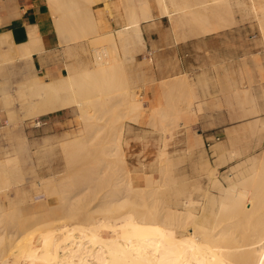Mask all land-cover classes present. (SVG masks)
<instances>
[{
	"label": "bare ground",
	"instance_id": "obj_1",
	"mask_svg": "<svg viewBox=\"0 0 264 264\" xmlns=\"http://www.w3.org/2000/svg\"><path fill=\"white\" fill-rule=\"evenodd\" d=\"M47 1L51 3L50 5L54 9L53 11L57 12L60 16L57 18L56 22L60 42L79 38V33H77L78 30L77 32L74 31L76 28L75 24H73L75 27L73 28L74 32H68L72 33L70 36L65 34L67 32L66 29L69 28L68 21L74 17L76 18L79 14L80 16H78V19L82 20V18H80L81 14L85 12L86 14L82 17L86 23L88 21L86 15H88L89 11L91 12L95 9V4L97 2L102 1L103 5L96 8L98 10L109 11V14L118 10L120 7L127 9L129 12V14L127 13L128 19H126L124 23L123 21L122 23L119 22L120 26L114 29L121 38L124 36L123 41L127 43L128 47H130L129 44L132 46V44L136 42L145 45L142 22L152 19L156 14L149 10L151 8L148 9V0ZM251 1L254 11L258 14L259 19H257L261 21V30H263L264 33V0ZM240 2V0H194L193 2L191 0H158L157 4H159L158 14L164 17L168 16L173 21L177 13H182L181 17L192 14L196 27L199 30L206 28L204 21L210 22V17H213L217 21V26H212L210 24L208 28L212 30L218 27L220 29L231 25L234 21L228 20L227 17L231 16L234 5H239ZM86 9L88 10L87 12L85 11ZM102 13L101 16L103 15ZM92 19L90 18L89 22ZM81 20L77 21L81 22ZM84 20L82 22H84ZM90 23L89 27L95 29L97 26L96 23ZM79 26H81V24L78 25V29ZM69 29H71V27ZM91 29L90 32L93 31ZM84 30L85 29H83V31ZM6 33L0 34V42H9L10 36ZM80 34L82 35V33ZM113 35V32L106 34L102 37V40L111 39ZM38 39L39 36L36 32L31 31L30 41L16 47L19 48V51L23 55L30 56L32 48L34 51L33 43L38 41ZM95 41L98 43L97 45L102 43L101 39H95ZM31 44L33 45L32 48H30ZM39 45L40 47L42 46L41 43ZM114 45V50H110L108 47V49L106 48L102 51H97L99 49H95L97 54L94 58L97 63L95 61L96 64L92 66V68L86 65L87 68L84 67L81 70L73 71L71 67L67 75L61 76L58 79L55 78L54 80L43 81L36 75L33 79L29 77L31 79L29 83V79L26 81L28 85L24 83L27 89L24 91L26 87H23L24 92L21 93L20 96L23 97L22 100L24 103H30V110L34 113L42 115L59 109H65L75 104L78 105L82 118L84 122L87 123L86 128L88 131L84 135H74L61 140L63 152L66 154L67 170L69 172L74 170L76 163H78L76 165L77 169V166H80V161L85 162V159L83 161V157L88 153V148H90V144L87 142L99 135H95L96 131L99 130L96 125V119L101 118L100 115L102 113L90 114V107L95 106L98 110L102 107L113 110L117 103L125 101L122 103L127 106L124 115L129 120L135 118L134 116L141 117L145 110L142 105V99L138 98L136 93L130 92V88L123 89L122 91L119 90L120 87L118 86V88L108 77L113 74H118L117 76H119L118 69L124 65L121 61L122 57L120 58L121 60L119 59L120 54L117 51V44L115 43ZM35 46L37 45L35 44ZM134 56V52L131 55L127 54L131 64H134L136 59ZM127 57L125 56V58ZM30 59H32L31 56ZM122 73L123 71H121L120 75H122ZM113 78L111 76V79ZM106 79L109 85L112 83L116 85L114 88H118L124 100L119 98L122 99V101L115 102L116 98H113L115 95H111L110 93V95H106V92H103L105 96L101 97L103 94L99 96V94L102 93L101 91L108 86L106 83L107 81L104 82ZM187 79L188 78H184V75L180 74L170 78H163L161 81L162 88L165 90L164 88L168 87V85H186L189 88L191 84L187 82ZM113 80L115 81V78ZM116 81H118V79ZM103 84H105V88H103ZM108 88H110V86H108ZM108 88L105 89L107 92H109ZM117 88L114 89L115 91L113 90L115 94L118 93H116ZM123 88H126V86ZM21 89L19 90L20 92H22ZM111 89H113V87ZM28 94H30V97H28ZM120 94L118 93L119 96ZM119 96H117V98ZM190 98L188 99V108L191 107L192 99ZM252 100L254 102L253 98ZM255 106L254 110L251 111V113L254 114L253 117L251 116L253 120L250 122L248 128H246L245 124L244 126L242 124L241 127H243V129L245 128V133H247L249 129L248 138L250 142L248 150L250 156L253 155L252 153L256 152L258 148H261V152L259 155L254 154L248 158L245 162V167L243 165L245 169L242 168L243 171L240 169L241 175H239L236 180L232 179V182L225 188L221 186V188H223L222 193H220L221 195L218 194V198L216 197L217 195L214 196L218 199L217 203H215L214 197L209 198L208 201L205 199V203H200V200L197 201L190 193L191 195L189 194L188 197L185 196L184 199L175 198L172 207H165L168 211L161 216L162 220H157V216L152 210L139 214L137 212L135 215L136 210L132 209L125 213H128L127 215L122 217L110 215L115 212V209H112L110 205H108L112 201L111 198H109L110 196L115 197L124 195L119 199L121 200L123 198L120 201L122 204L129 202L128 200L131 201L129 203H138L137 200L132 199L133 197L157 202V200L161 199L162 192V188L158 187L157 184L161 183L164 186H168V181H162V179L165 180L169 174L174 173L173 169L170 168V163L172 164V161H160L159 171L161 177L157 178L150 174L148 176L146 173L145 176H148L147 179L145 178L147 180L146 184L142 186L134 185L132 170L129 166L126 152L124 148H122L123 135L120 134L117 136V141L121 148V152L120 159H117V161L124 165L125 172L127 173V179H125L123 185H116L111 191L103 195V193H94L91 191L92 185L87 184L88 182H83V178L86 176L82 177V181L76 183V178L74 182H72L69 178L71 174L67 173L61 176L59 181L60 188L57 189V191L53 187V181H55V179H46L43 186L45 188L43 189H45L47 196H44L45 193L42 190L43 183L41 184L38 182L37 189H40L41 194L39 196H41V198H38L37 201H32L31 203L20 206L12 205L9 209L5 207L4 210L0 211V222L8 216H11V220L12 217L17 216L16 219L23 221L26 226L31 228L32 225V227H35L39 223L59 219L60 215L58 218L56 215L60 212L61 214L66 213L65 216L63 214L64 217L70 215L73 218L81 217L79 220H75L66 225L56 224L57 226H55L54 224L52 226L50 224L51 227L48 226L49 228H44L38 236L20 247L22 250L18 253L14 251L15 244H13L3 258L0 255V264H264V117L260 116L259 109L256 104ZM243 108L245 109V107ZM103 114H105V112ZM153 114L157 116V119L160 121L162 130H165L166 128L163 121L166 117V112L162 106H156ZM126 125L127 123L123 124L124 131L126 130ZM235 129L237 130V128ZM236 130L233 131L235 132ZM238 130L237 133L231 132L239 137V135L243 134V130L241 129L242 132H238ZM231 132L229 133L230 135H228L233 139L232 136L234 137V135H231ZM238 133L241 134L238 135ZM235 138L237 137H234V139ZM101 150L103 151V149ZM103 154L107 156V158L99 157L96 161L94 160L95 167L92 166L96 169L95 172L97 171L100 175L103 173V170L107 171L109 169L108 167L112 166L114 163V159L109 158L113 155L112 150L104 151ZM162 155H166L165 151H161L160 156ZM17 171H19V167L16 156H9L0 162V190L8 189L13 184L23 183L24 179L21 175H16ZM95 172H93V174ZM213 172L215 171L210 173ZM214 178L216 177L214 176L212 178V183ZM211 201L212 203L215 201L214 205L217 204L215 213L213 214L214 221H209L211 215H209V213L213 205H211ZM104 204L105 206L103 208ZM2 205L4 204L2 203ZM103 209L106 211L104 216ZM93 213H97L98 215ZM210 218H212V216ZM34 219L35 221L37 220L35 226L32 223ZM28 222L29 224H27ZM180 227L187 228L190 231L191 237L181 236L179 233ZM26 228L27 227H25V229ZM107 231L112 234H109ZM116 232L120 234L114 235ZM1 234H3V232L0 233V235Z\"/></svg>",
	"mask_w": 264,
	"mask_h": 264
},
{
	"label": "rangeland",
	"instance_id": "obj_2",
	"mask_svg": "<svg viewBox=\"0 0 264 264\" xmlns=\"http://www.w3.org/2000/svg\"><path fill=\"white\" fill-rule=\"evenodd\" d=\"M1 1L2 0H0V2ZM191 1L193 2L194 0ZM240 1L241 2L239 5H234L231 16L227 17L228 20H233L234 22L225 28L219 29L218 27L212 30L208 28L210 24L212 26H217V21L213 17H210V22L204 21L206 28L199 30L196 27L192 14L185 16L182 15L183 17H181L182 13H177L175 15V19L177 18L176 21L175 19L174 21L171 20L168 16H161L158 14V0H148V9L151 8L149 10L156 14L152 19L142 22V24H147L158 21L177 42L184 41L192 37H198L204 34H223L225 32H221V30L227 28L234 31V34L229 38L234 42L236 49H239L242 52L240 54H243V64H241V66L239 65L240 63L237 64V68L235 69V74L233 77H226L223 80L225 84H229L228 87L230 89L227 91L225 88L222 91L226 96H228L225 101H220L217 105H215V107L229 108L231 115H229L226 120L230 121L229 124L235 125L231 129L236 130L235 128H237V130L239 129L238 132L242 129L243 134L238 133V135L241 134L239 135V138L236 134V136L234 135V133H237V130L234 132L233 130L228 129L230 132L233 131L234 133L231 132V135H234V137L237 138L234 139L232 136L233 139H231L230 136L229 148H226V151L220 155L215 153L214 157L209 156L207 153L204 141L201 138V134H198L200 131L197 128V124H199L200 120V117L197 113L203 111L206 108L205 106H209L210 100L197 102L199 98L196 94L195 82L193 78L189 77L187 74L184 75V78H188L187 82H190L191 87L189 86L188 88L186 85H175L176 87L174 85H168V87L164 88L165 90H163L161 83L162 79L155 75V61L148 55L146 41L145 45L134 42L135 44H132V46L129 44L130 47H128L127 43L123 41L124 36L121 38V36L115 32L114 28L119 27L122 21L124 23L126 22V19H128L129 12L124 7H120L118 9L120 12L116 10L118 14L116 11L109 14V11L98 10L96 7L102 6L103 2H97L95 4V9L91 12L89 11L88 15H86L88 17V21L86 18L87 24L82 17L86 14L85 12L81 14L80 18H82V20L78 19L80 14L77 15L76 18L74 17V20L69 19L68 27H71V29L67 28V32L65 31V34L70 36L74 31L77 32L78 30L77 33H79V38L71 39V41L67 40L63 43L69 48L70 59L74 58L75 60V63L69 66V71L71 70V67L73 68V71L81 70L84 67L92 68V66L97 63L94 58V56L96 57L97 51L105 50L107 47L110 50H114V44L116 43L117 51L120 54L119 59L122 57V60H120L124 65L118 69L120 77L117 76L118 74H113L114 76L109 75L108 77L117 85V87H120H118L119 90L122 91L123 89L130 88V92L136 93L138 98L142 99V105L144 106L145 110L143 111L141 117L134 116L135 118L132 120L127 119V117L124 115L127 106L122 104L125 102L122 101V94H120V91L117 87L116 93L118 92L120 96L118 93L115 94L114 89L116 88L114 87L116 85L114 83H112L113 86L112 84L109 85V82L106 79L104 82L107 81L106 83L108 86H110V88H108L107 84L105 83L109 89V92L105 90L107 88H105V84H103V88L105 89L101 91L102 93L99 94V96H101L103 92H106V95L110 93L111 95L116 96L113 97L114 99L122 98L119 100L115 99V102H120V100L122 102H120L121 104L117 103L113 110L103 107L98 110L95 106L89 108L90 114L102 113L100 115L101 118L96 119V125L99 130L96 131L95 135H99L87 142L90 144V148H88V153H86L83 157V161L85 159V162L80 161L81 164L79 162L80 166H77V169L76 165L78 163H76L74 166L75 171L73 170L72 172L67 170L68 165L66 163V154L63 152L61 140L74 135H84L88 131L86 128L87 123L84 122L78 105H73L70 113H65L63 120L57 121V123H53L52 121L46 124V120L49 118L47 113L40 115L38 113L32 112L30 110V103H24L22 100L23 97L20 96L21 93L27 89L26 85L28 84L26 81L29 79V83V81L34 77H31V79L28 77L25 81L18 82L14 86L10 81V76L7 75V73H9L8 64L12 60L10 57H23V61L26 63L25 57H27V55H23L19 51V48L14 46L10 41L0 42V108L8 109V124L0 127V162L9 156H16L19 167V171L16 172V175H21L24 179L22 184H13L8 189L0 190V209L3 208L0 211L4 210L5 207L6 209H9L10 206L12 207V205L20 206L26 203H31L32 201H37L38 198H41V196H39L41 194L40 189H37L38 182L41 184L43 183L42 190L45 193L44 196H47L45 189H43L45 188L43 186L46 179H55V181H53V187L57 191V189L60 188L59 181L61 176L67 173L71 174L69 178L72 182H74L75 178H78V181L75 179L76 183L82 181V177L86 176L85 178L87 179L83 178V182H88L87 184L92 185L91 191L94 193H103V195L108 191H111L114 186L123 185L125 179H127V173L125 172L124 165L118 163L117 161V159H120L119 157L121 152V148L117 141V136L120 134L123 135L122 148H124L126 152V157L132 170V179L134 185H145L149 174L157 178L161 177L159 171L161 164L160 161H172V164L170 163V168L173 169L174 173L169 174L165 180L162 179V181H168V186H164L161 183L157 184L158 187L162 188L161 199L157 200V202L133 197L132 199L137 200L138 203H129L131 201L128 200L129 202L122 204L120 201L123 198L121 200L119 199L124 195H118L115 197L110 196L109 198H111L112 201L108 205H110L112 209H115V212L111 213L110 215L122 217L127 215L128 213H125L132 209L136 210L135 215L137 212L139 214L152 210L157 216V220H162L161 216L166 211H168L165 209V207H172L174 205L173 202L175 201V198L184 199L185 196L188 197L190 193L197 201L200 200V203H205V199L208 201L209 198H213L216 195L218 198V194L222 193V189L227 187L232 182V179L236 180L238 176L241 175L240 172L245 169L243 168V165L245 167V162L248 160V158L254 154L259 155L261 152V148H258V150L252 153L253 155L250 156L248 150L250 142L248 138L249 129H246L248 131L247 134L245 133L246 131L244 132L245 128L243 129L241 126L242 124L243 126L245 124L246 128H248L250 125V122L253 120L252 117L254 116L251 111L254 110V107H256L255 104L259 109L260 116L264 117V33L263 30H261V21L258 20V14L252 7V1ZM51 9L57 22V18L60 16L57 12L53 11L54 9L52 6ZM85 11L87 12L88 10L86 9ZM101 13L103 14L102 16ZM90 18H93L90 22H95L97 25L95 29H91V27H89L91 24L89 22ZM76 19L81 20V22L84 20V22H78ZM71 21L78 23H72ZM73 24H75L76 28ZM79 24H81V26H79L78 29ZM73 28H75L74 31ZM82 28L85 30L83 31ZM90 29L93 31L90 32ZM57 32L59 31L57 30ZM112 32L114 33L112 36L113 38L102 40L104 35L110 34ZM80 33H82V35ZM95 39H101L102 43L97 45L98 43L95 41ZM219 43L222 42L220 41ZM95 49L99 50L96 51ZM133 52L136 59L134 64H131L127 54L131 55ZM124 55L127 58H125ZM120 70L123 71L122 75H120ZM111 76L112 78H115V81L113 80L114 78L111 79ZM117 79L118 81H116ZM220 82L222 81L220 80ZM24 83L26 84L25 86ZM125 86L126 88H123ZM23 87H26L24 88V91ZM112 87L113 89H111ZM11 89L15 90L12 91ZM20 89L22 92L19 91ZM151 93L154 95H151ZM104 94L101 97L105 96ZM117 96L119 97L117 98ZM28 97H30V94H28ZM189 98L192 99L190 108L187 106ZM252 98L254 99V102ZM156 106H162L166 112V117L163 121L166 128L165 130H162L160 121L157 119V116L153 114L154 108ZM243 107H245V109ZM104 112L105 114H103ZM37 118L41 119L43 122H45V124L35 127L34 123L35 119ZM141 118L144 121L141 122L140 126H135L134 122H140ZM125 123H127L128 126L126 125V130L124 131L123 124ZM242 137L245 139L243 140ZM101 149H103V151ZM111 150L113 155H111L109 158L114 159V163L112 166L108 167L109 169L107 171L103 170V173L100 175L97 171L95 172L96 169L93 168L95 167L94 162L99 157L107 158L103 152ZM161 151H165L166 155L160 156ZM92 171L95 173L93 174ZM212 171L215 172L210 173ZM146 173L148 175L147 177L145 176ZM214 176L216 178H214L215 180L213 179L212 183L211 180ZM221 186L224 187L221 188ZM206 193L208 198L206 197ZM217 198H215V203L218 202ZM214 202L212 203L211 201V205H214ZM2 203L4 205H2ZM213 205L212 210L209 213V215L211 214L210 217L212 216V218L209 217V221H214L213 214L215 213L217 204L214 205V208ZM104 206L105 204L103 205V208ZM63 214L65 216L66 213ZM63 214L60 212L58 215H56L57 218L59 215L61 216H59V219L39 223L36 226L35 223L37 224V220L35 221L34 219L32 220V223L35 227L30 225L31 228L26 226L23 221L16 219L17 216L12 217V220L10 219L11 216L6 217V219L4 216V220H1L0 222V233L3 232V234L0 235L1 257H4L5 253L10 250L13 244H15L14 251L18 253L20 250H22L20 247L25 245L34 237L38 236L44 228H47L48 226L51 227V225L53 226L54 224L55 226L59 224L66 225L68 223L74 222L75 220H79L81 217L73 218L71 215L64 217ZM93 214L96 215L97 213ZM105 214L106 211L103 209V216ZM27 224H29V222ZM25 227L27 228L25 229ZM107 232L112 234L109 231ZM179 233L181 236L191 237L190 231L187 228L180 227ZM118 234L120 233L116 232L114 235Z\"/></svg>",
	"mask_w": 264,
	"mask_h": 264
},
{
	"label": "crops",
	"instance_id": "obj_3",
	"mask_svg": "<svg viewBox=\"0 0 264 264\" xmlns=\"http://www.w3.org/2000/svg\"><path fill=\"white\" fill-rule=\"evenodd\" d=\"M0 22V34L7 32L9 41L11 40L14 46L28 43L31 31H35L39 36L38 41L34 42L37 46L33 43L34 51L33 45L30 46L32 59L30 56L25 57V63L23 57H10L12 60L8 64L7 75L14 86L36 75L44 81H50L70 72L69 66L75 63V60L70 59L69 48L60 42L55 16L47 0H2ZM142 30L148 55L155 61V75L163 79L187 74L195 82L199 98L197 102L210 100L209 106L197 113L200 117L197 124L200 131L198 134H201L209 156L222 154L229 148L228 129L231 130L235 125L226 120L231 115L229 108L215 105L225 101L228 96L222 92L225 88L227 91L230 89L229 84H225L223 80L233 77L237 64H243V54H240L242 52L236 49L234 42L229 38L234 31L227 28L221 30L225 32L223 34H204L177 42L158 21L143 23ZM220 41L222 43H219ZM72 108L73 106H70L47 113L49 118L46 124L63 120L65 113L69 114ZM143 121L141 118L140 122H134V125L140 126ZM5 124H8V109L0 108V127Z\"/></svg>",
	"mask_w": 264,
	"mask_h": 264
},
{
	"label": "built area",
	"instance_id": "obj_4",
	"mask_svg": "<svg viewBox=\"0 0 264 264\" xmlns=\"http://www.w3.org/2000/svg\"><path fill=\"white\" fill-rule=\"evenodd\" d=\"M43 124H45V122H43L41 119L39 118L35 119V123H34L35 127L42 126Z\"/></svg>",
	"mask_w": 264,
	"mask_h": 264
}]
</instances>
